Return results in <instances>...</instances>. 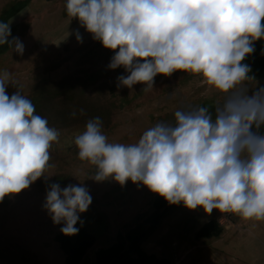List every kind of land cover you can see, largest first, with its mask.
<instances>
[{"label": "clouds", "instance_id": "obj_1", "mask_svg": "<svg viewBox=\"0 0 264 264\" xmlns=\"http://www.w3.org/2000/svg\"><path fill=\"white\" fill-rule=\"evenodd\" d=\"M65 7L115 53L108 67L127 73L117 77L118 87L141 83L148 92L158 74L183 71L221 96L211 108H178L174 122L156 123L135 143L109 142L102 119L87 120L73 144L93 167L91 178L121 186L130 180L171 205L208 215L215 209L264 221V87L248 86L255 78L243 63L264 39V0H66ZM11 36L10 25L0 22V46L22 56L24 44ZM9 83L16 86L12 74L0 71V201L51 176L50 149L61 136L18 88L8 95ZM91 203L83 183H51L43 208L63 224L62 234L74 236Z\"/></svg>", "mask_w": 264, "mask_h": 264}, {"label": "rangeland", "instance_id": "obj_2", "mask_svg": "<svg viewBox=\"0 0 264 264\" xmlns=\"http://www.w3.org/2000/svg\"><path fill=\"white\" fill-rule=\"evenodd\" d=\"M66 0H0V22L10 25L12 37L24 44L21 56L8 45L0 46V71L8 70L9 96L18 89L36 108V114L61 131L60 142L50 149L54 165L28 189L0 201V264H66L56 236L63 224L52 222L43 208L51 183L61 188L83 183L92 197L83 226L97 240L81 264L95 260L99 248L110 245L119 231L137 223L135 216L148 215L157 194L130 180L121 186L111 178L92 179L93 167L78 158L73 144L87 120L99 116L109 142L135 143L158 122H174L178 108L212 107L219 93L199 84L200 77L183 71L158 74L153 90L144 84L132 89L118 87L123 67H108L115 54L92 38L78 19L66 14ZM78 30L83 42L74 34ZM255 51L243 63L255 80L250 88L264 87V39L254 42ZM18 88V89H17ZM83 109V113H81ZM73 112L75 116L71 115ZM215 221L220 233L200 231ZM142 247L171 264H264V221H244L218 210L208 215L202 208L189 210L178 204L170 210Z\"/></svg>", "mask_w": 264, "mask_h": 264}, {"label": "trees", "instance_id": "obj_3", "mask_svg": "<svg viewBox=\"0 0 264 264\" xmlns=\"http://www.w3.org/2000/svg\"><path fill=\"white\" fill-rule=\"evenodd\" d=\"M175 206L157 194L152 200V211L148 215H136L137 223L126 232L119 231L114 241L107 247L99 248L95 260L90 264H171L169 259L158 258L154 253H148L142 247V243ZM78 228L80 230L74 236H65L61 232L56 236L65 254L66 264H81L87 251L96 243L97 238L92 232L86 227ZM212 232L220 233L214 220L200 231L204 235Z\"/></svg>", "mask_w": 264, "mask_h": 264}]
</instances>
